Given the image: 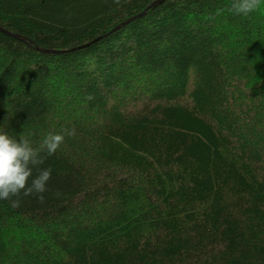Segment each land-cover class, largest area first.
<instances>
[{
	"label": "trees",
	"instance_id": "obj_1",
	"mask_svg": "<svg viewBox=\"0 0 264 264\" xmlns=\"http://www.w3.org/2000/svg\"><path fill=\"white\" fill-rule=\"evenodd\" d=\"M159 1L0 0V131L75 129L0 264H264V2Z\"/></svg>",
	"mask_w": 264,
	"mask_h": 264
},
{
	"label": "clouds",
	"instance_id": "obj_2",
	"mask_svg": "<svg viewBox=\"0 0 264 264\" xmlns=\"http://www.w3.org/2000/svg\"><path fill=\"white\" fill-rule=\"evenodd\" d=\"M113 2L119 5L121 0ZM262 2L264 0H233L229 10L236 15L248 16L258 10ZM74 135L75 129L67 128L60 133L49 132L39 148H35L26 138L17 140L0 131V199L8 200L12 208L20 207L21 195L34 196L40 203H44L43 194L48 191L52 170L39 167L44 163L41 152H46L48 156L54 155L65 142V138ZM34 168L37 169L35 175ZM55 195L60 198L62 194L57 191Z\"/></svg>",
	"mask_w": 264,
	"mask_h": 264
},
{
	"label": "water",
	"instance_id": "obj_3",
	"mask_svg": "<svg viewBox=\"0 0 264 264\" xmlns=\"http://www.w3.org/2000/svg\"><path fill=\"white\" fill-rule=\"evenodd\" d=\"M161 1H162V0H160L159 2H161ZM155 3H156V2H154V3H153V5H154ZM145 12H146V10H145V11H143L142 13H140V14L136 15L135 17H133V18L129 19L127 22H129V21H131V20L135 19L136 17H139V16L143 15ZM127 22H126V23H127ZM7 33H8V32H7Z\"/></svg>",
	"mask_w": 264,
	"mask_h": 264
}]
</instances>
